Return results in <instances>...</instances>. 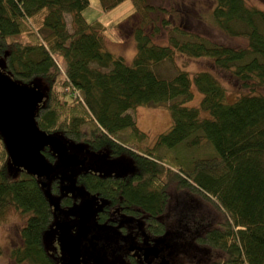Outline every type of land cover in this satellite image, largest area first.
<instances>
[{"label":"trees","instance_id":"trees-1","mask_svg":"<svg viewBox=\"0 0 264 264\" xmlns=\"http://www.w3.org/2000/svg\"><path fill=\"white\" fill-rule=\"evenodd\" d=\"M100 1L109 9L124 0ZM131 1L139 21L130 26L136 52L127 63L105 47L104 26L84 18L89 0H0V68L19 83L34 81L40 89L37 80L45 83L35 114L39 129L61 137L90 164L101 154L102 161L125 156L133 165L116 171L115 164H97L90 171L79 164L56 169L46 180L11 166L0 134V221L10 207L26 215L20 244L9 259L14 264H57L45 248L46 233L55 218H64V209L75 215L79 198L97 193L130 215L147 216L143 225L151 236L161 237L172 264H199L197 257L180 260L185 250L179 249L192 244L223 252L209 264H264V94L254 90L264 85V10L245 0H215V25L247 40L245 47L234 48L174 24L162 17L164 8L149 0ZM163 29L167 42L158 44L153 38ZM176 54L208 58L211 69L190 73L173 63ZM165 62L172 64L173 73L162 75ZM216 71L239 87H250L249 92L229 91ZM193 87L202 97L198 106H187ZM138 106H165L172 120L143 151L137 143L146 133L131 113ZM125 129L128 137L120 140ZM202 141L213 144L217 156L186 158L175 168L159 152L181 145L199 148ZM42 153L56 163L50 148ZM169 182H175L171 191ZM67 191L72 198L64 196ZM196 196L221 214L204 213L196 207L195 202L201 204ZM108 218L100 212L96 219L102 259L93 264H110L108 256L114 263L126 261L121 251L130 239H113Z\"/></svg>","mask_w":264,"mask_h":264},{"label":"rangeland","instance_id":"rangeland-1","mask_svg":"<svg viewBox=\"0 0 264 264\" xmlns=\"http://www.w3.org/2000/svg\"><path fill=\"white\" fill-rule=\"evenodd\" d=\"M245 2L249 6L264 10V0H245ZM149 3L153 6L162 7L167 11V14H162V17H166L169 21H173L174 24L181 23L185 30L198 33L211 42L234 48H241L247 45V40L245 38L226 35L215 25L212 20V11L215 6V0H149ZM82 14L88 22H100L105 28L103 36L105 47L113 54L122 56L127 63H131L136 52V45L134 38H132L130 33V26L137 25L139 21V19L135 18L137 14L135 13L132 1L124 0L115 7L104 9L100 0H89V5L84 8ZM153 40L158 44L167 42L166 29L162 30V35L155 36ZM209 61L211 60L204 57L191 58L180 54H176L173 58V63L190 73L206 67L211 69ZM59 63L62 65L60 60ZM171 66L172 64L170 62H165L160 69L162 75L173 73ZM216 74L223 84L227 86L229 91H240L242 93L249 92L250 87H239L236 83H233L232 79H228L227 76H224L223 73L216 71ZM37 81L40 84L41 89L45 91V83L41 80ZM27 85L33 86L35 83L33 81L27 83ZM248 86L253 85L250 84ZM254 90L255 93L264 94V85H255ZM193 93L192 100L186 103L187 106L199 105L202 95L195 87H193ZM131 113L137 120L138 128L146 133V137L140 141L141 143H137V145L140 146L139 150L142 151L151 146L157 135L164 132L171 125L172 121L170 112L165 106H138L135 109H132ZM202 116L208 117L209 113L202 111ZM129 132V129L122 131L119 139L122 140L123 138L128 137L127 134ZM130 141H137V139L132 138ZM159 152L160 154L165 153L166 155L163 156V160L175 168H179L186 158H194L197 160L200 158L217 156L213 144L208 141H202L199 148H189L181 145L175 148H161ZM99 156L101 157V154H99ZM121 162L123 164L122 168L125 167L127 170L133 168L130 158L126 157L125 159H122ZM11 171L13 175L18 173L17 169H12ZM174 185L175 182H169V191H171ZM196 198V200L201 203L199 204V202H195L196 207H201L204 210V213H208L209 216L212 215L213 217L215 214L218 216L221 214L219 210L211 207L210 204L206 202L204 204L200 198L197 196ZM191 199L194 201V198ZM25 219L26 215L21 214L17 209L10 207L4 218L0 221V247L2 249V253L0 254V264H14L13 261L9 259V253L13 247L20 244L19 230L24 224ZM56 234L57 232L52 226V228L46 233L44 242L47 252L56 259L57 264H60L66 259V256L59 249ZM84 245L90 246V243L85 242ZM186 248L187 247L185 246L182 247V249H179L185 250L184 252H181L184 256L183 259L180 258L182 261H188V259L192 260L197 257L199 264H209V262L213 261L216 257L224 256L223 252L220 250L207 246L202 247L192 244L191 248ZM193 253H195V255H193L192 258L191 255ZM169 254L171 253L169 252ZM107 259L108 262H112L110 256H108ZM122 264L129 263L124 262Z\"/></svg>","mask_w":264,"mask_h":264},{"label":"water","instance_id":"water-1","mask_svg":"<svg viewBox=\"0 0 264 264\" xmlns=\"http://www.w3.org/2000/svg\"><path fill=\"white\" fill-rule=\"evenodd\" d=\"M44 99V92L36 85H27L13 80L0 68V134L2 135L8 153L10 164L23 169L38 178H50L59 168L74 167L83 163L78 154L69 150L68 144L61 137L46 133L39 129L35 122L36 110ZM48 147L57 157V164L52 165L43 155L42 150ZM41 185L45 187V182ZM50 198L54 210L57 203ZM78 220L72 224L67 220L58 219L54 222L58 231V245L66 259L61 264H82V240L91 230L90 222L95 215L93 198L86 197L77 204ZM75 232H72L73 228ZM96 240L97 236L91 237ZM142 251L143 258L156 257L159 248L155 245L141 247L130 245L129 250ZM161 264H168L162 256Z\"/></svg>","mask_w":264,"mask_h":264},{"label":"flooded vegetation","instance_id":"flooded-vegetation-1","mask_svg":"<svg viewBox=\"0 0 264 264\" xmlns=\"http://www.w3.org/2000/svg\"><path fill=\"white\" fill-rule=\"evenodd\" d=\"M103 155H105V154L103 153ZM78 156L80 159H83V163H81V165H79V166H82L85 169L90 170V171L97 164L103 165L105 168L108 166L112 167L115 164L116 166H118L116 171L122 170L123 168L126 169L125 167L122 168L123 164L121 162L122 159L126 158L125 156L113 158V159L106 158L107 161H102L105 157L101 158L98 156V158L94 157L95 160H93V162L91 164L87 162L86 157L83 158L79 154H78ZM100 158H101V160H100ZM108 161H110V162H108ZM111 161H113V162L111 163ZM56 163H57V161H56ZM56 163L55 164L51 163V164L55 166ZM68 168H70V167H68ZM54 173H55V171L51 174L49 179L52 178V175ZM91 173L100 174V175L109 173L113 176H120L123 174L130 175L132 172H91ZM49 179H47V180H49ZM64 196L66 198L70 199L73 196V192H69V191L64 192ZM86 197L93 198V206H94V210H95V215L93 216V218L90 222V226H91L90 232L88 233L87 237L82 240V245H81L82 246V250H81L82 256L81 257H82V259L85 260V263H82V264H93V263H95V261L99 260V258L102 259V255H100L99 252L97 251L99 241L102 238L100 236V233H99L100 225L99 226L96 225V219L99 218L100 212H102L103 216H106V215L109 216L108 221L111 224H109L110 227L107 229L110 230L109 232H112L113 239H117V238H119L118 240H121V238H123L124 240L130 239L129 241L125 242V244H123V248L121 251V254L123 256H125V258H126L125 262H127L129 264H161L162 256H164L166 258V260H168V264H172V261L170 260V258H168V252H166L165 251L166 249H164L162 247L161 237L160 236H151L150 233L148 232V230L146 229V227L144 226L147 223V216H145L143 214H141V216L130 215V214L126 213L125 211H123V209L121 207H119V206L115 207L108 200H105L104 198H102L97 193L80 197L77 204L79 202H81ZM77 204H76V207H77ZM76 207H75V215H73V214L70 215L67 212L68 209H64V218H55V220L53 221L54 229H55L54 222L58 219L67 220L72 224L76 223L78 220ZM56 212H58V209L56 210ZM112 224L116 225V228H112ZM141 228H143L144 231H140ZM75 231H76V228L74 227L72 229V232H75ZM56 232H57V234H56V239H57L58 231L56 230ZM134 232H136V233H134ZM94 235L97 236L96 240L91 238ZM128 235H130L131 238H128ZM118 240H116L115 242H118ZM57 242H58V240H57ZM85 242H89L90 246L84 245ZM130 245H138L141 247L151 246V245L154 246L155 245L156 247L159 248V253L156 257L151 255L147 259H144L142 251L135 249V248L132 250H129ZM130 261L134 262V263H131ZM110 264H122V263H114V261H112Z\"/></svg>","mask_w":264,"mask_h":264},{"label":"crops","instance_id":"crops-1","mask_svg":"<svg viewBox=\"0 0 264 264\" xmlns=\"http://www.w3.org/2000/svg\"><path fill=\"white\" fill-rule=\"evenodd\" d=\"M136 122H137V120H136Z\"/></svg>","mask_w":264,"mask_h":264}]
</instances>
